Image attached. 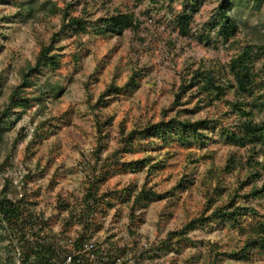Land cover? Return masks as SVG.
<instances>
[{
    "label": "rangeland",
    "instance_id": "obj_1",
    "mask_svg": "<svg viewBox=\"0 0 264 264\" xmlns=\"http://www.w3.org/2000/svg\"><path fill=\"white\" fill-rule=\"evenodd\" d=\"M184 1L0 0V110L9 103L26 65L35 63L42 44L50 42L62 24L61 15L53 13L50 2L60 7L74 3L75 14L86 8L94 19L123 11L134 13L141 21L137 29H128L122 35L87 33L65 36L57 43L55 52L60 54L62 66L35 77V85L27 94L39 96L49 86L59 92L34 100L15 128L0 136V191L8 181L11 196L23 195L34 218L47 222L46 233L67 244L81 227L76 221L66 225L69 211L61 210L59 198L72 206L78 204L90 167L96 162L98 146L101 165L119 147L121 124L128 132L171 117L215 119L219 128L207 132L204 147L178 140L165 146L159 141L150 151L142 146L134 152L118 154L122 162L142 158L149 152L155 160L166 161V165L148 178L144 168L130 170L114 165L116 168L113 167L102 191H117L126 186L141 188L146 183L158 192H166L185 177L193 183L187 189L176 190L168 199L154 200L137 210L132 209L126 196L120 199L119 193L114 192L115 206L97 216L95 237L105 246L129 248L142 264H215L216 258L217 264H264V254L259 251L248 259L220 255L241 246L259 217L247 218L242 230L214 223L192 232L193 241L185 244L180 253L152 257V248L169 231L204 211L207 188L216 184L210 170L222 172L231 155L239 160L232 172H223L220 177L226 191L215 203L218 206L240 190L242 182H247L248 158L264 164L261 145L256 146V153L253 145H232L220 133V126L232 129L238 120L229 105L236 99L234 89H229L220 101L205 99L197 86L182 92L190 78L189 71L197 68H210L226 86L233 82L228 67L232 58L245 45L264 43V0H241L233 6L230 14L239 29L228 44L212 28L222 0H204L188 36L181 35L175 24ZM263 66L264 56H260L255 61L258 95L264 94ZM136 70L142 73L138 89L118 97L102 96L109 85H124ZM180 93L182 97L176 101ZM247 101L256 119L264 121V106H256L255 98L248 97ZM257 167L261 170V165ZM260 172L264 174V169ZM252 185L246 184L242 193ZM251 206L264 212V198L254 200ZM6 233L0 230V264H20Z\"/></svg>",
    "mask_w": 264,
    "mask_h": 264
},
{
    "label": "trees",
    "instance_id": "obj_2",
    "mask_svg": "<svg viewBox=\"0 0 264 264\" xmlns=\"http://www.w3.org/2000/svg\"><path fill=\"white\" fill-rule=\"evenodd\" d=\"M50 3L53 13L61 15L62 24L53 33L50 42L42 44L35 63L26 65L20 83L13 88L10 94L9 103L0 110V136L15 128L18 121L33 106L34 100H42L43 96L49 97L51 92L54 94L59 92L57 88L50 89L49 86L46 90L41 91L39 96L32 97L27 94V90L35 85V77L48 70L56 71L62 66L60 54L55 52L57 50L56 45L62 38L87 33L122 35L128 29H137L141 23L131 12L118 11L94 19L92 13L86 8H82L79 14H75L77 8L74 3L66 4L63 7L54 2ZM203 3L204 0H185L183 2V10L175 16V24L181 35L188 36L190 34L194 16ZM236 3H241V0H222L218 7V16L212 24L213 30L217 29V35L224 44L231 43L239 29L237 21L230 14ZM260 56H264V43L245 45L229 63V71L233 77L232 83L226 86L223 80L210 68H197L189 71L190 78L186 80L182 92L197 86L200 93H204L206 96L205 99L220 101L226 96L229 89H234L236 99L230 101L229 105L231 114L235 113L238 120L232 129L220 126V133L232 145L246 146L250 144L253 145L254 151L256 146L261 145L260 152L264 155V121L256 119L255 112L250 108L247 101L248 97L255 98L256 106H264V94L258 95L255 89L257 78L255 61ZM141 77V71L136 70L124 85L111 84L102 96L118 97L123 94H130L140 86ZM181 93L177 94L176 101L182 97ZM120 126L119 147L110 154L109 158L111 159H104L101 165H98L101 160V146H98L96 162L90 167L85 192L78 200V204L72 206L68 201L59 198L61 210L69 211L66 225L76 221L81 227L76 234L70 236L72 238L67 240V244L63 243L62 238L57 239L56 236L46 233V229L48 230L47 222L43 219L34 218L30 212V204L23 195L13 198L8 190L9 182H6L5 187L0 191V230L8 232L5 235L11 242L10 249L15 252L20 264H64L69 255L73 257L74 264H78L76 260L80 256L87 260L88 251L85 250L84 245L90 240H95V249L92 251L100 257L102 252H105L108 263L114 264L115 258L130 250L129 248H115L111 245L105 246V244L97 241L95 237V232L98 231L97 216L106 214L109 208L114 207L117 197L121 199L126 196V200L131 204L132 209H143L150 202L157 199H168L175 194L176 190L187 189L189 184L193 183L185 177L166 192H158L152 186L148 187L146 183L141 188L126 186L117 191H102L103 184L114 171L113 167L116 168L114 165H120L122 169L130 170L144 168L147 170V178L166 165V161L155 160L149 152L142 158L122 162L117 158V155L134 152L133 149L142 146L145 151H150L159 141L165 146L178 140L182 143L194 142L200 147H204L207 143V132L213 128H219V123L217 120L209 118L192 120L187 117H171L167 120L150 122L128 132L123 124ZM21 137L25 136L21 135ZM238 164L239 160L231 155L222 172L210 170L209 173L216 184L207 188L204 211L180 228L169 231L166 237L152 248L155 251L152 257H160L170 252L180 253L185 244L193 241L190 236L192 232L201 228L212 227L214 223L230 224L242 230L243 222L249 217L254 219L259 217V220L252 223V230L246 234L243 244L228 252H222L220 255L235 259H248L254 251L264 254V212L251 206L254 200L264 198V174L260 172L264 169V164L255 161L253 157L248 158L249 177L247 182H242L240 190H235L226 203L215 206L217 200L226 191V188L220 184V177L223 172H232ZM257 165H261V170ZM259 180L262 181L261 184H259ZM246 184L253 185L247 192L242 193L241 190ZM114 192H118L119 196H114ZM239 199L241 200L239 201ZM209 210H211L210 214L207 213ZM218 255L219 251L217 250L216 256ZM218 262V258H216L215 264Z\"/></svg>",
    "mask_w": 264,
    "mask_h": 264
},
{
    "label": "built area",
    "instance_id": "obj_3",
    "mask_svg": "<svg viewBox=\"0 0 264 264\" xmlns=\"http://www.w3.org/2000/svg\"><path fill=\"white\" fill-rule=\"evenodd\" d=\"M87 253V260L80 256L76 261L78 264H109L108 258L105 252H102V256H97L92 250L95 249V240L88 241L85 245ZM64 264H74L73 257L69 255ZM114 264H142L140 259L131 251H127L124 255L115 258Z\"/></svg>",
    "mask_w": 264,
    "mask_h": 264
}]
</instances>
